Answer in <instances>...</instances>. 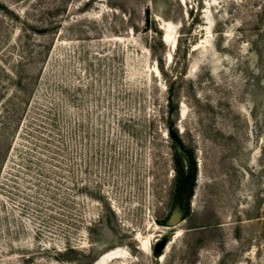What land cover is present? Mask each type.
<instances>
[{"label":"rangeland","instance_id":"1","mask_svg":"<svg viewBox=\"0 0 264 264\" xmlns=\"http://www.w3.org/2000/svg\"><path fill=\"white\" fill-rule=\"evenodd\" d=\"M0 264H264V0H0Z\"/></svg>","mask_w":264,"mask_h":264},{"label":"water","instance_id":"2","mask_svg":"<svg viewBox=\"0 0 264 264\" xmlns=\"http://www.w3.org/2000/svg\"><path fill=\"white\" fill-rule=\"evenodd\" d=\"M174 221V220H173Z\"/></svg>","mask_w":264,"mask_h":264}]
</instances>
